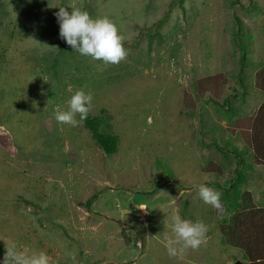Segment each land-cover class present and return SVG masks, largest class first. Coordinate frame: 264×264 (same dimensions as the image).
<instances>
[{"label":"rangeland","instance_id":"rangeland-1","mask_svg":"<svg viewBox=\"0 0 264 264\" xmlns=\"http://www.w3.org/2000/svg\"><path fill=\"white\" fill-rule=\"evenodd\" d=\"M61 6L106 16L126 57L73 50ZM262 61L264 0H0V259L15 245L49 264H253L230 218L242 201L241 221L264 206V160L224 126L259 102ZM77 90L117 136L115 153L84 122L56 121ZM202 184L221 193L222 214ZM173 215L208 229L182 258L164 247Z\"/></svg>","mask_w":264,"mask_h":264},{"label":"clouds","instance_id":"clouds-1","mask_svg":"<svg viewBox=\"0 0 264 264\" xmlns=\"http://www.w3.org/2000/svg\"><path fill=\"white\" fill-rule=\"evenodd\" d=\"M55 14L59 24V37L82 56L100 60L107 64H118L127 53L123 47V37L118 34L115 24L105 17L93 19L88 12L72 9L71 13L64 7H58ZM67 111H57L55 119L59 124L78 126L85 119L92 104V96L83 90H77L67 101ZM77 114L79 120L76 119ZM199 198L224 212L221 193L206 185L198 188ZM172 234L164 237V247L169 257L182 258L188 249L197 250L206 243L207 226L200 221L182 219L180 215L172 216ZM0 264H49V257L44 252L31 255L17 251L16 246L8 247Z\"/></svg>","mask_w":264,"mask_h":264},{"label":"crops","instance_id":"crops-1","mask_svg":"<svg viewBox=\"0 0 264 264\" xmlns=\"http://www.w3.org/2000/svg\"><path fill=\"white\" fill-rule=\"evenodd\" d=\"M255 77L257 76V80L253 82L254 89L256 90V94H260L261 98L259 102H257L254 109H252L249 113L245 115H239L231 122H226L224 126V131L229 132V134H233L234 137H239L241 141L247 146L250 153L251 150L254 156L257 159L264 160V61L261 64L254 66ZM259 78V79H258ZM228 89H231L228 87ZM222 126V129H223ZM261 164L255 163L256 166H263L264 163ZM251 196V194L249 193ZM249 207L252 206V202H249ZM245 205L242 201L241 208L232 212V217L230 218L234 224V232L238 234L241 240L240 243H235V247H241L246 251L249 256V261L253 264L260 263L264 261V206L262 207H251L249 215L243 216L244 220L241 221L240 215L238 212L244 211ZM263 210V212H261ZM240 214H243L240 213ZM238 218V219H237ZM250 230L247 229V236H241L239 233L240 226L243 228L244 225H248ZM243 224V226H242ZM236 227V229H235ZM246 243V244H245Z\"/></svg>","mask_w":264,"mask_h":264},{"label":"trees","instance_id":"trees-1","mask_svg":"<svg viewBox=\"0 0 264 264\" xmlns=\"http://www.w3.org/2000/svg\"><path fill=\"white\" fill-rule=\"evenodd\" d=\"M13 1H15V0H13ZM239 69H241V67ZM238 80H240V79L238 78ZM229 112H230V110H229ZM83 122H84L85 128L90 132V134H91L93 140L95 141L96 145L100 149H102L105 154L110 155V154H113L116 152L117 145H118V138L116 135L111 134V133H107L101 129L102 124H103L101 116L90 117L88 115L87 119H85ZM261 176L262 175L259 172L258 178H260ZM226 183L231 184L230 189L235 185V183H234V181H232V179H229L228 181H226ZM225 198L227 201H229V199H230V193L229 192H227V194L225 195ZM225 198H223V199H225ZM92 199H93V197H91L89 200H87V203L89 201L92 202ZM223 207H224V204H223ZM225 207H227L226 204H225ZM235 208L240 209L241 203L238 206H235Z\"/></svg>","mask_w":264,"mask_h":264},{"label":"water","instance_id":"water-1","mask_svg":"<svg viewBox=\"0 0 264 264\" xmlns=\"http://www.w3.org/2000/svg\"><path fill=\"white\" fill-rule=\"evenodd\" d=\"M235 264H243L240 260H237Z\"/></svg>","mask_w":264,"mask_h":264}]
</instances>
